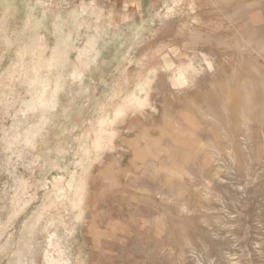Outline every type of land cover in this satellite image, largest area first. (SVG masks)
<instances>
[{"label":"rangeland","instance_id":"1","mask_svg":"<svg viewBox=\"0 0 264 264\" xmlns=\"http://www.w3.org/2000/svg\"><path fill=\"white\" fill-rule=\"evenodd\" d=\"M0 264H264V0H0Z\"/></svg>","mask_w":264,"mask_h":264},{"label":"bare ground","instance_id":"2","mask_svg":"<svg viewBox=\"0 0 264 264\" xmlns=\"http://www.w3.org/2000/svg\"><path fill=\"white\" fill-rule=\"evenodd\" d=\"M213 1H215V0H213ZM260 18V17H259ZM213 43V42H212ZM216 45V44H215ZM209 63V62H208ZM181 78H184L183 76H181ZM139 94V93H138ZM142 100V99H141ZM143 104V103H142Z\"/></svg>","mask_w":264,"mask_h":264}]
</instances>
